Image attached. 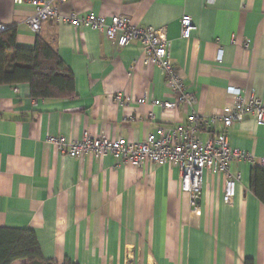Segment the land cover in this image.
Here are the masks:
<instances>
[{
    "label": "crops",
    "instance_id": "crops-1",
    "mask_svg": "<svg viewBox=\"0 0 264 264\" xmlns=\"http://www.w3.org/2000/svg\"><path fill=\"white\" fill-rule=\"evenodd\" d=\"M53 3L61 14L120 15L164 28L170 62L196 103L138 104L144 95L175 98L160 69L143 62L137 42L116 47L102 33L56 21L35 34L25 24L29 0H0V25L15 28L17 47L32 48L39 35L74 79L73 95L64 98H32L26 83L0 86V227L33 231L43 259L55 264H264V181L261 197L251 187L253 171L264 173V126L249 114L227 128L219 119L233 109L234 88L264 100V0ZM183 15L195 26L189 39L180 35ZM192 111L216 117L202 139L224 134L231 148L251 157L232 165L240 179L230 204L222 202L219 174H204L194 207L179 192L175 166L71 158L45 142L91 135L140 143L158 128L185 126Z\"/></svg>",
    "mask_w": 264,
    "mask_h": 264
},
{
    "label": "built area",
    "instance_id": "built-area-1",
    "mask_svg": "<svg viewBox=\"0 0 264 264\" xmlns=\"http://www.w3.org/2000/svg\"><path fill=\"white\" fill-rule=\"evenodd\" d=\"M66 1L60 0L61 3ZM29 3L33 11L25 19V24L35 34L40 32L44 22L56 21L70 25L74 29L87 28L102 33L116 47H125L130 42H137L142 47L143 62L160 69L165 85L175 98V101L170 103L157 99L149 100L147 95H144L137 100L138 104L150 103L164 109H174L177 104H182L189 109L196 103L195 96L186 92L180 73L170 62V44L164 28L139 26L120 15L106 17L93 12L74 11L61 14L53 0H29ZM5 29L0 25V32ZM194 30L191 17L183 15L180 19L181 38L189 39ZM248 42L244 41V45L247 46ZM222 54L223 48L220 47L218 61H221ZM234 98L232 111L219 118L225 128L242 122L248 114L253 116L257 126H264V100H259L239 88H234ZM215 121L216 117H204L192 111L185 126L158 128L156 134H148L140 143L129 142L123 138L108 139L104 136L91 135H85L81 140L48 136L45 142L53 146L58 153L71 158L88 155L98 159L110 155L117 163L138 169L146 164L175 166L180 173L179 192L188 196L190 205L194 207L202 189L204 174H219L224 181L222 202L230 204L235 197L236 184L240 179V174L232 165L235 161H250L251 157L242 149L231 148L224 134H212L205 140L202 139L200 131L210 129V125ZM259 161L261 168L264 169V159Z\"/></svg>",
    "mask_w": 264,
    "mask_h": 264
},
{
    "label": "trees",
    "instance_id": "trees-1",
    "mask_svg": "<svg viewBox=\"0 0 264 264\" xmlns=\"http://www.w3.org/2000/svg\"><path fill=\"white\" fill-rule=\"evenodd\" d=\"M26 83L32 98H64L73 95L74 79L54 48L39 35L30 49L16 45L14 27L0 32V86ZM264 173L254 170L251 187L258 197ZM55 264L44 260L31 230L0 227V264ZM65 264H74L66 262Z\"/></svg>",
    "mask_w": 264,
    "mask_h": 264
}]
</instances>
